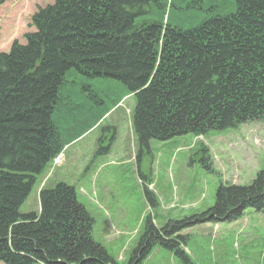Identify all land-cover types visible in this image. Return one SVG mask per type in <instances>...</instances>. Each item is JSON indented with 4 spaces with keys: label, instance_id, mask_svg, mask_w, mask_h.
<instances>
[{
    "label": "trees",
    "instance_id": "obj_1",
    "mask_svg": "<svg viewBox=\"0 0 264 264\" xmlns=\"http://www.w3.org/2000/svg\"><path fill=\"white\" fill-rule=\"evenodd\" d=\"M152 4L160 18L136 23ZM166 6L53 0L30 18L24 44L0 53V264H118L92 239V220L71 186L40 190L39 215L20 220L36 178L84 134L73 125L61 131L53 120L69 105L59 94L67 72L118 82L133 95L132 132L141 146L264 121V0H234L231 12L189 28L170 24ZM246 210H264V170L248 186L219 185L203 213L160 228L146 220L127 264L154 246L192 264L179 233Z\"/></svg>",
    "mask_w": 264,
    "mask_h": 264
},
{
    "label": "rangeland",
    "instance_id": "obj_2",
    "mask_svg": "<svg viewBox=\"0 0 264 264\" xmlns=\"http://www.w3.org/2000/svg\"><path fill=\"white\" fill-rule=\"evenodd\" d=\"M159 1L167 4L165 19L182 28L229 13L234 6V0ZM52 3L0 0V53H7L14 41L22 43L24 34L33 31L32 15ZM160 16L152 4L136 23ZM64 81L68 83L59 94L69 105L58 109L53 120L61 131L69 133L73 125L84 134L36 178L20 207V220L29 213L39 215L40 190L58 183L71 186L92 220V239L118 264L128 263L146 220L160 228L203 213L213 206L219 185L248 186L264 170V121L141 146L131 125L134 97L120 83L73 71ZM179 235L185 237L182 249L192 264H264V210H246L234 221L202 223ZM138 264L182 263L154 246Z\"/></svg>",
    "mask_w": 264,
    "mask_h": 264
},
{
    "label": "crops",
    "instance_id": "obj_3",
    "mask_svg": "<svg viewBox=\"0 0 264 264\" xmlns=\"http://www.w3.org/2000/svg\"><path fill=\"white\" fill-rule=\"evenodd\" d=\"M24 35H25V34H24ZM20 44H21V45H22V44H24V40H23V42H22V43H20Z\"/></svg>",
    "mask_w": 264,
    "mask_h": 264
}]
</instances>
